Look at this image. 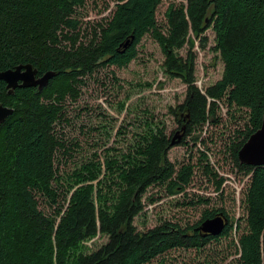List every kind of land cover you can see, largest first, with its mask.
<instances>
[{
    "label": "trees",
    "instance_id": "trees-1",
    "mask_svg": "<svg viewBox=\"0 0 264 264\" xmlns=\"http://www.w3.org/2000/svg\"><path fill=\"white\" fill-rule=\"evenodd\" d=\"M86 1L0 0V72L32 63L40 74H57L39 92L17 89L10 95L0 81V103L14 109L0 128V264H147L172 250L200 249L234 230L223 211L229 220L223 234L204 238L197 228L218 215L207 211L200 223L186 229L164 223L136 231L133 220L144 210L142 199L148 188L162 186L172 195L181 194L193 175L192 166L177 170L169 160L172 140L160 128L141 137L132 161L120 167L115 178H104L101 163H89L75 173L76 179L63 194L64 204L53 215L39 208L38 195L54 204L60 196L55 159L63 145L55 126L63 116L64 103L79 98L82 79L95 68L127 66L149 34L166 55L167 73L188 87L185 103L173 110L182 126V139L216 122L221 102L228 109L247 110L245 138L235 145L238 168L251 175L239 264H264V167L242 165L238 159L239 150L264 120V0L173 4L165 13L166 32L156 16L163 0H112L116 4L112 17L98 24L85 44L76 32V16ZM209 29L215 33L225 70L222 80L203 94L195 83L192 49L196 39L207 40L204 34ZM128 40H133L131 45L120 53ZM186 45L189 56L178 57L176 51ZM115 164L106 160L109 175ZM223 182L221 178L216 183L217 190ZM99 233L108 235L110 242L91 255L82 254V243Z\"/></svg>",
    "mask_w": 264,
    "mask_h": 264
},
{
    "label": "rangeland",
    "instance_id": "rangeland-1",
    "mask_svg": "<svg viewBox=\"0 0 264 264\" xmlns=\"http://www.w3.org/2000/svg\"><path fill=\"white\" fill-rule=\"evenodd\" d=\"M173 4L186 5L187 0H163L156 16L164 32L168 30L165 13ZM115 7L112 0H87L85 6L77 10L79 29L76 32L80 33V41L88 44L94 29L112 17ZM204 36L207 40L196 39L192 49L196 59L195 83L203 94L222 80L225 70L222 54L216 50L214 31L209 29ZM136 51V58L125 67L95 68L93 74L82 79L79 98L67 99L64 103L63 116L55 126L63 145L55 159L61 179L60 196L57 204L43 195L37 196L39 208L46 215H53L56 208L64 204L63 194L83 166L99 162L103 165L104 178L112 179L118 175L120 167L132 161L138 145L142 144V136L160 128L168 139L176 136V141L179 140L182 126L173 110L185 103L188 87L181 79L167 73L166 55L150 34L142 38ZM189 52L188 45L176 51L178 57L184 59ZM248 120L247 110L228 109V105L221 102L216 122L195 129L192 135L171 145L168 158L176 169L193 168L190 185L184 193L176 195L162 186L148 188L142 199L144 210L133 220L137 232H146L164 223L186 229L200 223L207 211L217 214L224 211L234 230L200 249L172 250L148 264H239V238L246 232L245 197L251 175L238 168L235 145L244 140ZM107 159L116 163L110 175ZM221 178L224 182L217 190L216 183ZM97 183L93 184L97 186ZM94 194L97 197V190ZM97 201L99 203L98 198ZM109 242L108 235L99 233L82 243L81 253L91 255Z\"/></svg>",
    "mask_w": 264,
    "mask_h": 264
},
{
    "label": "water",
    "instance_id": "water-1",
    "mask_svg": "<svg viewBox=\"0 0 264 264\" xmlns=\"http://www.w3.org/2000/svg\"><path fill=\"white\" fill-rule=\"evenodd\" d=\"M130 45L131 40L121 45L120 48L123 47L124 50L120 51V53L125 52ZM36 74L37 70L33 68L31 63L21 64L15 68L1 71L0 81L6 83L8 93L12 95L17 89L39 87V90H43V88L48 86L50 80L57 75L55 72H47L43 77L36 79ZM13 114V108L0 103V128ZM183 131H185V127ZM183 135L184 133L178 137V141H176L175 136L171 141V145L174 146L180 142ZM238 159L242 165L256 168L264 167V120L261 128L253 133L241 147L238 152ZM228 224V218L223 213H220L213 218L204 220L201 226L197 228V231H200L204 238L208 236L219 237L223 234Z\"/></svg>",
    "mask_w": 264,
    "mask_h": 264
},
{
    "label": "flooded vegetation",
    "instance_id": "flooded-vegetation-1",
    "mask_svg": "<svg viewBox=\"0 0 264 264\" xmlns=\"http://www.w3.org/2000/svg\"><path fill=\"white\" fill-rule=\"evenodd\" d=\"M31 64H32V63H31ZM32 65H33V64H32ZM33 68L37 70L36 79H39V78L43 77V76L46 74V73H42V74H40V73H39V70H38L34 65H33ZM54 78H55V77H54ZM54 78H53V79H54ZM53 79H51V80H53ZM51 80H50V82H51ZM50 82H49V83H50ZM48 85H49V84H48ZM29 89H36L38 92L41 91V90H39V87H32V88H29ZM147 264H148V263H147Z\"/></svg>",
    "mask_w": 264,
    "mask_h": 264
},
{
    "label": "bare ground",
    "instance_id": "bare-ground-1",
    "mask_svg": "<svg viewBox=\"0 0 264 264\" xmlns=\"http://www.w3.org/2000/svg\"><path fill=\"white\" fill-rule=\"evenodd\" d=\"M133 40H131V43H132ZM46 88V87H45ZM44 89V88H43ZM200 232V231H199Z\"/></svg>",
    "mask_w": 264,
    "mask_h": 264
}]
</instances>
